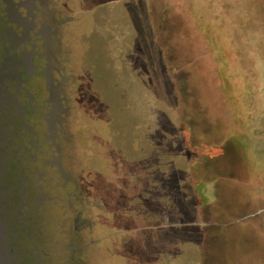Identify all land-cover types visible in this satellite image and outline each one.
<instances>
[{
    "label": "rangeland",
    "instance_id": "rangeland-1",
    "mask_svg": "<svg viewBox=\"0 0 264 264\" xmlns=\"http://www.w3.org/2000/svg\"><path fill=\"white\" fill-rule=\"evenodd\" d=\"M30 1L0 0L15 264H264V0Z\"/></svg>",
    "mask_w": 264,
    "mask_h": 264
},
{
    "label": "flooded vegetation",
    "instance_id": "flooded-vegetation-1",
    "mask_svg": "<svg viewBox=\"0 0 264 264\" xmlns=\"http://www.w3.org/2000/svg\"><path fill=\"white\" fill-rule=\"evenodd\" d=\"M4 1H7V3H8V5L12 8V10L15 12L14 14H16L17 15V17L18 18H20V20H18V21H23L22 20V16H21V12H20V10L21 9H25V8H27V7H29V6H31V1L30 0H4ZM19 22V23H20ZM24 23L25 24H27V22L26 21H24ZM26 31H29V30H27L26 29ZM31 32V31H30ZM30 32H28V39H31V34L32 33H30ZM35 40H37V39H35ZM2 70H5V67L4 68H2V69H0V72L2 71ZM15 71V70H14ZM3 76H0V86L2 85L1 84V81L3 80ZM11 78H12V76H10L9 77V79H10V81L12 82L13 80H11ZM20 82H21V84L23 83V81H21V80H19ZM18 88H20L19 89V94L20 95H22L21 94V92H22V87L21 86H18ZM2 94H6L7 95V91H5L4 93L0 90V96L2 95ZM6 101V99H4V98H2V100H1V103H2V105H3V103ZM15 106H16V108H19V109H21L20 107H19V105H18V103H16L15 104ZM5 110V108L2 106L1 108H0V113H2L3 111ZM32 110H34V108L32 107ZM21 115H22V117L21 118H23L24 117V115H25V113H26V111H25V109H21ZM11 117V116H10ZM5 119H7V118H5ZM7 129H8V127L7 126H4V127H1V131L3 132V131H7ZM23 129L24 130H27L28 128H27V126H24L23 125ZM0 134H1V132H0ZM5 144H6V142H5V139H2V137H0V146H3V150L2 151H0L1 152V154H0V160L1 161H3V162H1V165L2 164H5V161H9V162H12L13 160H17V159H19L18 158V156L17 155H14L15 156V159H12V158H9L8 157V150H7V148H6V146H5ZM25 151H28V149L27 150H25ZM18 166L20 167V169L22 170V165L21 164H18ZM1 168H2V166H1ZM22 179L24 180L25 178H24V176H22ZM1 180L3 181L4 179H3V173H2V175H1ZM1 181V182H2ZM10 184H12V177L10 176V173H7V185L9 186ZM25 185L23 184V183H21L20 184V186H19V189L20 190H22L23 191V187H24ZM7 192H3L2 193V195L3 196H5V197H7ZM11 194V193H10ZM9 194V195H10ZM20 196L23 198V201H25V195H24V191H23V193H20ZM24 207V206H23ZM23 217H26V215H23ZM22 223H24V220H22ZM23 226V225H22ZM23 229H24V226L22 227ZM15 236H18V234H16ZM16 239H17V237H15V241H16ZM19 248V247H18Z\"/></svg>",
    "mask_w": 264,
    "mask_h": 264
},
{
    "label": "water",
    "instance_id": "water-1",
    "mask_svg": "<svg viewBox=\"0 0 264 264\" xmlns=\"http://www.w3.org/2000/svg\"><path fill=\"white\" fill-rule=\"evenodd\" d=\"M5 231L6 227L4 226L2 217L0 216V264H15L16 257L9 247V239Z\"/></svg>",
    "mask_w": 264,
    "mask_h": 264
}]
</instances>
